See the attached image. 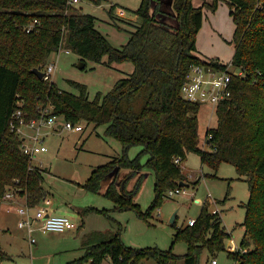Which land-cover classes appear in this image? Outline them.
I'll return each mask as SVG.
<instances>
[{
	"label": "trees",
	"instance_id": "trees-1",
	"mask_svg": "<svg viewBox=\"0 0 264 264\" xmlns=\"http://www.w3.org/2000/svg\"><path fill=\"white\" fill-rule=\"evenodd\" d=\"M221 1L228 5L235 24L231 64L244 75L233 76L231 98L216 107L217 125L207 130V150L200 146L198 114L203 104L184 99L182 87L194 65L218 71L229 66L197 55V35L206 13L216 12ZM195 2L173 0L172 13L161 15L162 0H142L133 11L141 25L130 32L125 45L115 47L97 28V17L70 5L69 0H0V210L1 198L9 189L26 196L31 206H39L47 198L45 169L36 165L31 169L32 161L22 149L23 139L11 130L17 110H23L27 122L57 116L73 124L106 125L105 135L122 144L123 155L96 167L82 185L84 189L99 194L108 176L127 170L120 184L118 175L112 179L104 195L113 201L114 211H134L148 220L169 190L183 188L180 183L187 182L182 162L188 153L198 154L202 163L215 171L222 163H230L247 182L250 197L242 224L245 237L240 249L229 251V256L237 264H264V0ZM168 17L176 19L177 25L170 24ZM35 20L40 22L37 30L26 32ZM62 48L75 52L85 63H100L106 55L108 64L130 61L134 72L105 96L90 100L85 85L73 82L80 92L75 94L33 72L44 73L51 55ZM134 146L143 150L131 159L129 151ZM145 154L149 159L143 164ZM144 167L151 168L156 177L155 200L146 212L135 201L136 192L127 187L130 178ZM209 204L203 206L193 226L179 229L169 250L128 247L118 224L116 232L85 236V254L69 264H103L108 259L114 264L145 260L199 264L205 251L215 259L225 250L231 233L224 227L221 213L210 211ZM79 212L82 216L108 214L93 207ZM180 240L188 245L183 256L173 252ZM12 259L0 244V264Z\"/></svg>",
	"mask_w": 264,
	"mask_h": 264
},
{
	"label": "rangeland",
	"instance_id": "rangeland-1",
	"mask_svg": "<svg viewBox=\"0 0 264 264\" xmlns=\"http://www.w3.org/2000/svg\"><path fill=\"white\" fill-rule=\"evenodd\" d=\"M162 2L165 6L163 10L170 7L173 9V0ZM140 3L141 0H102L100 3L95 0H80L76 6L83 12L96 16L97 28L108 37L113 46L121 47L128 42L130 32L135 30V26L141 25V20L133 13ZM195 3L201 5L197 0ZM113 6L116 8L112 14ZM173 20L169 19V23L177 25V20ZM234 31L235 24L230 9L221 1L216 12L206 13L204 25L197 35V55L203 60L216 59L230 64L235 53V44L232 41ZM65 50L66 48L55 52L50 57L51 63H57L53 81L62 90L75 94L80 92L73 82L85 85L90 100H94L99 94L105 96L119 80L134 72V64L130 61L108 64V55L100 63L88 60L86 67L81 68L79 55L73 51L66 53ZM198 117L200 146L209 150L206 134L208 128L217 125L216 110L209 105H202ZM64 123V120L59 119L53 126L42 127V145L48 151L38 154L33 165L49 169L44 172V188L47 196L53 200L49 205L50 212L69 216L77 226L65 232L36 231L37 242L30 247L26 231L18 226L19 215L16 212L7 213L2 208L0 244L13 256L12 260L3 264H69L85 254V236L94 232H116L118 224L123 227L122 241L128 247L169 250L179 229L187 226L190 219H197L206 203H210V211L217 207L220 209L223 225L231 233L225 242V250L216 254L218 264H237L229 256L228 247L235 242L241 244L245 237L242 224L246 217V203L250 191L247 182L234 165L224 162L215 171L209 165L203 164L198 154L188 153L182 162L186 183L189 184L183 187L186 191L174 197L166 195L152 212V216L144 220L134 211H114L113 201L104 195L115 176L118 175L117 183L120 184L129 171L121 170L117 175L112 173L108 176L99 194L91 193L82 186L96 167L116 157H122V144L105 135L106 125L97 126L82 121L80 124L85 127L83 132L65 128L57 131L56 126ZM24 130L30 132L28 128ZM142 150V146L132 147L129 157L136 158ZM148 159L149 155L145 154L141 162L145 164ZM155 183V172L149 167H144L128 181L127 187L136 192L135 201L141 205L143 212L155 200ZM88 207L105 210L108 214L94 212L82 216L79 211ZM174 215L176 224L171 223ZM173 252L180 256L185 255L188 252L187 243L184 240L178 241ZM212 259L205 251L199 264H209ZM103 264H110V260ZM149 264L153 263L149 261Z\"/></svg>",
	"mask_w": 264,
	"mask_h": 264
},
{
	"label": "built area",
	"instance_id": "built-area-1",
	"mask_svg": "<svg viewBox=\"0 0 264 264\" xmlns=\"http://www.w3.org/2000/svg\"><path fill=\"white\" fill-rule=\"evenodd\" d=\"M80 0H69L70 5H77ZM40 25L38 20H35L31 25L26 28V32H32L37 30ZM64 50L60 49L59 52ZM69 53L70 50L66 49ZM225 71L214 70L213 68H206L200 65H194L190 72L187 74L186 80L182 87V96L189 102L201 103L203 105H209L216 110V107L223 101L228 100L232 96L231 83L232 78L235 75L243 76L244 73L235 70V67L230 63ZM57 68V63H49L44 72V79L47 81H53V74ZM21 105V102H20ZM62 117L53 116L50 118L42 117L30 122L25 120V114L22 109L17 110L10 122L12 131H15L23 139L22 149L30 157L32 161L40 154L48 151V148L42 145L44 137L41 136V129L43 126H53L58 123V120ZM65 121V120H64ZM62 128L74 131L83 132L85 127L79 124H73L69 121H65L62 124ZM24 128H28L30 132H25ZM26 133V134H25ZM180 162V159L176 160ZM42 167V166H40ZM184 188H175L167 192V197H174L177 194L185 192ZM24 198V199H23ZM23 199V202L20 200ZM2 204H11L8 211H11V207H15L16 213L19 215L18 226L24 229L27 233L28 243L30 247L36 244L35 232H65L76 228V222L67 215H59L51 213L49 205L52 201L46 198L39 206H31L28 203L26 196H21L16 190H8L7 193L1 198ZM214 213L220 212L218 207L213 210ZM196 219H190L188 225L193 226ZM240 249V246L232 244L228 247L230 252H236ZM110 260V259H108ZM123 260V258H122ZM110 264H114L110 260ZM127 264H135L133 261ZM137 264H149V261H141ZM209 264H218V260L215 258Z\"/></svg>",
	"mask_w": 264,
	"mask_h": 264
},
{
	"label": "crops",
	"instance_id": "crops-1",
	"mask_svg": "<svg viewBox=\"0 0 264 264\" xmlns=\"http://www.w3.org/2000/svg\"><path fill=\"white\" fill-rule=\"evenodd\" d=\"M141 2H142V0H141ZM141 4V3H140ZM140 6V5H139ZM163 6H164V4H163ZM165 7V6H164ZM139 8V7H138ZM137 8V9H138ZM136 10V9H135ZM162 13H161V15H170L171 13H172V9H171V7L169 8V9H162ZM63 51V50H62ZM65 52H66V50H65ZM71 52V51H70ZM69 52V53H70ZM67 53V52H66ZM49 63H51V61H49ZM231 63V62H230ZM55 82V81H54ZM57 131H60V130H57ZM47 170H49L48 168L45 170V171H47ZM93 171V170H92ZM92 173V172H91ZM48 194V193H47ZM47 198L48 199H50L51 201H52V203H53V200L49 197V196H47ZM21 201V200H20ZM10 206H12L11 204H2V206H1V209L2 208H5L6 209V212L7 213H12V212H16V210H15V207H11V211H8V209H9V207ZM235 244L237 245V246H240V244L238 245L236 242H235Z\"/></svg>",
	"mask_w": 264,
	"mask_h": 264
},
{
	"label": "water",
	"instance_id": "water-1",
	"mask_svg": "<svg viewBox=\"0 0 264 264\" xmlns=\"http://www.w3.org/2000/svg\"><path fill=\"white\" fill-rule=\"evenodd\" d=\"M81 68H85L86 67V63L84 61H82L79 65ZM33 72L40 78V79H43L44 78V73L41 72L40 70L38 69H34ZM62 124H58L56 126V130H61L62 129ZM180 185L182 187H186V186H189V184H187L186 182H181ZM175 219H176V215L173 216L172 220H171V223H175Z\"/></svg>",
	"mask_w": 264,
	"mask_h": 264
}]
</instances>
